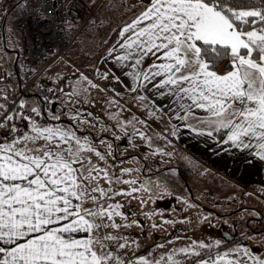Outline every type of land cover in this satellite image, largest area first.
<instances>
[{
  "label": "snow or ice",
  "instance_id": "obj_1",
  "mask_svg": "<svg viewBox=\"0 0 264 264\" xmlns=\"http://www.w3.org/2000/svg\"><path fill=\"white\" fill-rule=\"evenodd\" d=\"M140 3L131 22L116 30L107 53L131 81L129 91H152L171 101L149 115L167 108L185 120L193 108L205 111L201 123L208 130L200 134L215 139L214 133L223 131L219 145L264 161V0L258 5L252 0ZM221 61H227L223 72L217 71ZM114 79L122 83L119 76ZM139 99L149 101L144 95ZM7 103V97L0 103V264H121L106 245L115 238L98 231L107 227L104 219L121 215L120 204L106 202L123 193L90 188L99 173L111 177L82 158L85 151L101 159L102 154L86 147L87 138L75 130L40 125L19 114L26 108L23 100L16 109ZM30 111L41 114L35 106ZM17 119L28 122L27 131L13 123ZM89 201L94 208L85 207ZM178 251L199 255L191 248ZM243 252L251 264H264L248 248ZM168 264H176L172 256Z\"/></svg>",
  "mask_w": 264,
  "mask_h": 264
},
{
  "label": "rangeland",
  "instance_id": "obj_2",
  "mask_svg": "<svg viewBox=\"0 0 264 264\" xmlns=\"http://www.w3.org/2000/svg\"><path fill=\"white\" fill-rule=\"evenodd\" d=\"M90 1L94 11L91 24H98L96 27L93 24L78 25L77 29H72L64 55L43 63L42 67L48 65L37 81L60 94L48 112L51 120L44 126L79 131L77 136L87 138L84 140L86 147L102 154L101 159L95 152L82 153L85 161H90L111 177L108 180L101 172L89 187L112 188L123 193L106 202L121 205L118 209L121 215H114L111 220L104 219L102 223L107 227L98 231L101 237L110 235L115 238L106 241L107 249L121 264H126L136 255L150 264H168L169 256L176 264H213L221 261V257L222 261L251 264L243 252L244 248L264 259L263 208L259 206L257 212H253L239 209L237 204L232 206L230 198L233 191L229 184L222 186L224 180L218 177L219 173L201 163L169 156L166 152V128L160 130L153 125L155 123L148 124L145 115L143 118L137 114L133 124L122 125L102 113L101 83L94 79L93 74L86 75L80 66L90 69L84 66V59H91L89 64L95 66L106 46L102 42L109 38L110 31L116 30L105 29L101 21L104 13L107 21L118 22V25L124 21L125 14L123 0ZM2 2L0 0V27L6 40L1 41L0 36V67L9 72L22 58L21 40L12 14L6 20ZM112 16H116L114 20H111ZM92 84L97 87H92ZM74 90L79 94L73 95ZM92 195L98 197L99 194ZM164 202L169 203L168 208L162 206ZM85 207L94 208L95 205L89 201ZM255 219L257 221H253ZM112 224L116 227H111ZM220 228L229 232L233 239H223L219 234ZM121 244L125 247L121 248ZM200 244L205 247H199ZM188 248L199 255H185L178 251Z\"/></svg>",
  "mask_w": 264,
  "mask_h": 264
},
{
  "label": "crops",
  "instance_id": "obj_3",
  "mask_svg": "<svg viewBox=\"0 0 264 264\" xmlns=\"http://www.w3.org/2000/svg\"><path fill=\"white\" fill-rule=\"evenodd\" d=\"M14 2H17V4L14 3V5L11 6L8 12L4 13V15L7 16V20L12 14L13 21L15 23L20 6L25 2V0H14ZM122 2V8L125 14L124 21L119 25L118 22H112L110 20L107 21L106 13H104L105 17H101V21L106 27L105 29L117 30L121 25L131 22L133 13L139 12L142 7L140 0H123ZM115 17L116 16H112L111 20H114ZM96 24L98 23L96 22L92 26L96 27ZM14 26L16 28V23ZM77 26V24H72L70 28L77 29ZM92 26L89 29H92ZM101 29H103V27ZM116 30L114 32L110 31L111 33H114L113 36H111L110 33L109 38H106V40L102 42V44H106V46L104 47L96 65L93 66V60V65L91 66L89 64L91 59H84L86 64H84V66L90 67V71L86 70L85 67L80 66V69H82L86 75H89L90 73L93 74L95 77L94 79L100 81L101 83V89L103 92L101 96L103 108L102 113L108 114L109 117L115 120L117 124L122 123V125H127L129 123L133 124L136 121L137 114H141L143 118V115H145L144 119L148 124L155 123L153 125H155V127L158 126L160 130L166 128V152L169 156H172V158L175 159V156H178L179 158H184L190 162L201 163L206 168L219 173L218 177L220 176L224 180V184L222 186L226 187V185L229 184L231 186L230 189L233 191V195L230 198L232 206L237 204L236 206H239V209H248L253 212H257L259 206L264 209V161H260L256 157L250 155L248 151H241L235 148L229 150L227 145H219L217 141L224 138L223 131L220 133H214L215 139L207 136L206 134H200L201 131L206 132L208 130L207 125L201 123L202 120L207 119L208 113L201 109L193 108L192 114H190L185 120L177 119L176 115H174L173 112L169 111L167 108H165L163 112L151 115L150 117L149 113L155 112L156 105L163 106L165 104H170L171 101L158 99L152 91H129L128 86H130L131 81L123 75L119 65L115 63L113 57H109L107 55L108 49L112 47L117 40ZM0 36H2L1 41L4 42L6 39L4 37L5 35L3 29L0 30ZM110 37L112 38L110 39ZM4 44H6V42L3 43V45ZM19 46L21 52V44ZM20 52L18 53L19 55ZM150 62L151 61H149V63ZM226 63L227 61H223L217 71H225ZM47 65L48 63L44 67L39 68L38 79L40 73L47 67ZM4 71L5 70L0 67V74ZM87 71H89V73ZM116 76L120 77V81H122V83L115 81L114 77ZM42 86L45 87V85ZM47 88L52 89L51 87ZM56 91L58 92V90ZM141 95L147 96L149 101L147 103L142 102L139 99V96ZM59 96L60 94L58 92V98ZM181 115H183V113H181ZM50 120L51 116L49 117V121ZM56 121H61V123L66 122L64 120ZM76 132L79 133V131ZM0 142L4 141L0 138ZM238 212L239 211H237V213ZM253 221H257V219ZM78 235L83 236L85 234L80 233ZM142 260L145 259L136 255V257L129 262H131V264H138V262ZM129 262L126 264H129ZM229 262H231V264H243L241 262H234L230 260L220 261V264H229ZM148 264H150L149 261Z\"/></svg>",
  "mask_w": 264,
  "mask_h": 264
},
{
  "label": "built area",
  "instance_id": "obj_4",
  "mask_svg": "<svg viewBox=\"0 0 264 264\" xmlns=\"http://www.w3.org/2000/svg\"><path fill=\"white\" fill-rule=\"evenodd\" d=\"M14 3V0H3L4 13ZM93 12L90 0H25L15 22L22 58L17 68L0 74V103H4L7 97V107L16 109L23 100L26 108L19 114L32 116L38 124L46 125L48 112L58 94L38 83V70L49 59L64 55L69 45L67 38L72 31L71 25H89ZM33 106L39 109L40 116L31 113ZM12 114L18 113L14 111ZM13 123L21 132L28 128L27 121L17 119Z\"/></svg>",
  "mask_w": 264,
  "mask_h": 264
},
{
  "label": "water",
  "instance_id": "obj_5",
  "mask_svg": "<svg viewBox=\"0 0 264 264\" xmlns=\"http://www.w3.org/2000/svg\"><path fill=\"white\" fill-rule=\"evenodd\" d=\"M161 204L165 208H168L169 207V203L168 202H164V203H161ZM219 234L225 240H231V239H233V236L229 232L225 231L223 228H220Z\"/></svg>",
  "mask_w": 264,
  "mask_h": 264
},
{
  "label": "trees",
  "instance_id": "obj_6",
  "mask_svg": "<svg viewBox=\"0 0 264 264\" xmlns=\"http://www.w3.org/2000/svg\"><path fill=\"white\" fill-rule=\"evenodd\" d=\"M252 2H254V3H256L257 5L259 4V2H260V0H252ZM16 4H17V2H15ZM223 61H221V63H222ZM18 63H19V60L15 63V68H17V66H18ZM220 63V64H221ZM220 64H219V66H220ZM218 69V68H217Z\"/></svg>",
  "mask_w": 264,
  "mask_h": 264
}]
</instances>
